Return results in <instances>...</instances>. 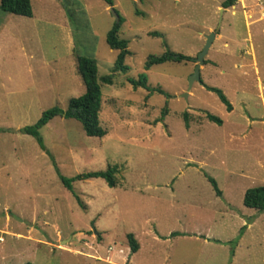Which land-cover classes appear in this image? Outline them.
<instances>
[{"label":"rangeland","instance_id":"374dc122","mask_svg":"<svg viewBox=\"0 0 264 264\" xmlns=\"http://www.w3.org/2000/svg\"><path fill=\"white\" fill-rule=\"evenodd\" d=\"M222 1L112 0L124 73L112 72L105 35L116 20L102 0H30V18L0 11V264H264V210L242 205L245 190L264 186V0ZM165 50L190 60L143 69ZM77 56L96 62L105 134L54 117L38 130L40 149L18 130L84 93ZM140 74L168 97L132 88ZM109 166L111 188L59 180Z\"/></svg>","mask_w":264,"mask_h":264},{"label":"trees","instance_id":"16d2710c","mask_svg":"<svg viewBox=\"0 0 264 264\" xmlns=\"http://www.w3.org/2000/svg\"><path fill=\"white\" fill-rule=\"evenodd\" d=\"M107 6H112V0H102ZM236 0H223L220 6L223 9L231 7ZM0 11L16 16L30 18L32 16L30 0H0ZM116 13V12H115ZM122 23L121 17L118 16L117 21L107 31L105 35V43L110 50L117 51L115 57L112 72H122L127 70L124 65V58L129 54L127 51V42L118 38L117 33ZM153 37H161L159 33H150ZM190 59L186 56L175 54L169 50H165L160 55L147 56L143 69L149 70L152 66L160 65L166 62H185ZM76 73L81 79L84 86V93L76 98H70L67 103V107L64 111L58 107H52L43 111L37 121L31 125L26 126L18 131L22 134L31 136L35 139L40 149H43L41 138L38 134V130L46 125L54 117H62L64 119H73L80 123L84 134L88 137L101 138L105 132L98 126L97 115L100 109V90L96 82V62L91 57L77 56L75 60ZM111 75H105L101 77V82L104 84H111ZM128 83L132 88H142L149 94L156 92L160 95L168 97L161 89H151L146 84V76L140 74L135 80L128 79ZM203 87L213 92L221 104L224 105L226 111L231 110V106L222 92L216 88L204 86ZM165 110L163 111V115ZM206 118L216 124H220V121L212 115L207 114ZM184 127H188L187 115L183 114ZM116 172L115 166H109L104 171L92 172L81 175H76L73 178L66 179L59 177V180L63 187L70 190V183L74 180H87V179H102L107 187L111 188L115 186L114 174ZM207 181L213 188L215 195L220 196V191L217 189L215 181L207 177ZM242 205L246 208L255 209L257 211L264 210V186H257L249 188L244 191L242 196ZM126 239L129 245L131 253L137 250V243L135 242L131 234L126 235Z\"/></svg>","mask_w":264,"mask_h":264},{"label":"water","instance_id":"95a60500","mask_svg":"<svg viewBox=\"0 0 264 264\" xmlns=\"http://www.w3.org/2000/svg\"><path fill=\"white\" fill-rule=\"evenodd\" d=\"M109 12L111 13V15L117 21L118 16L115 13V11L112 9V7L109 8ZM214 37H215L214 32L210 33V35L206 37V41H205L201 51L195 57V59H194V61H195L194 70H193V73L191 74V76L189 77L187 90L191 87V84L193 83V81H199V69H200V66L203 64V58L206 55L207 50L210 47L211 42L214 39Z\"/></svg>","mask_w":264,"mask_h":264},{"label":"crops","instance_id":"0c3cea01","mask_svg":"<svg viewBox=\"0 0 264 264\" xmlns=\"http://www.w3.org/2000/svg\"><path fill=\"white\" fill-rule=\"evenodd\" d=\"M109 8H110V7H109ZM134 240H135V239H134ZM135 242H136V241H135ZM136 243H137V242H136ZM138 248H139V246H138V243H137V250H138ZM137 250H136V251H137ZM136 251H135V252H136ZM108 263H110L109 260H108Z\"/></svg>","mask_w":264,"mask_h":264}]
</instances>
